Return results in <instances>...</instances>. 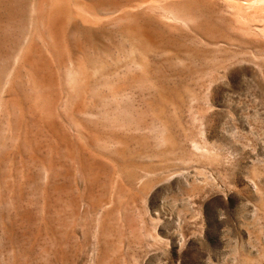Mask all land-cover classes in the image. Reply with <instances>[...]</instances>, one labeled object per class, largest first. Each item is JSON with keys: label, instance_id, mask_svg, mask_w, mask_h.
I'll use <instances>...</instances> for the list:
<instances>
[{"label": "rangeland", "instance_id": "374dc122", "mask_svg": "<svg viewBox=\"0 0 264 264\" xmlns=\"http://www.w3.org/2000/svg\"><path fill=\"white\" fill-rule=\"evenodd\" d=\"M109 1L0 0V264H264V0Z\"/></svg>", "mask_w": 264, "mask_h": 264}, {"label": "bare ground", "instance_id": "6f19581e", "mask_svg": "<svg viewBox=\"0 0 264 264\" xmlns=\"http://www.w3.org/2000/svg\"><path fill=\"white\" fill-rule=\"evenodd\" d=\"M39 1V0H38ZM109 1V0H108ZM112 3H113V1L112 0H110ZM109 1V2H110ZM249 1V0H248ZM247 1V2H248ZM253 1L254 0H252V3H253ZM260 1V0H259ZM41 3H42V1H40ZM84 2V1H83ZM88 2V1H87ZM102 2V1H101ZM104 2V1H103ZM125 2H126V0H125ZM124 2V3H125ZM246 2V3H247ZM255 2H257V0H255ZM254 2V3H255ZM264 2V1H263ZM41 3H40V5H41ZM45 3V2H44ZM52 3V1L50 2V4ZM89 3H91L92 4V1L91 2H89ZM114 3H116V2H114ZM113 3V4H114ZM123 3V2H122ZM35 4H37V1H36V3ZM35 4H33L32 5V8H33V6L35 5ZM39 4V3H38ZM37 4V5H38ZM46 4V3H45ZM48 4V3H47ZM91 4H89V5H91ZM34 6V8H33V11H34V16H33V20H32V22L34 21V22H37V21H39V22H41V20L42 19H44L43 18V15H45V14H42L41 13V9L39 10V7L38 6ZM54 5V4H53ZM94 5H95V3H94ZM108 5V4H107ZM42 6H43V4H42ZM42 6H40L42 9H44ZM56 6V5H55ZM96 6V5H95ZM98 6V5H97ZM59 7V6H58ZM118 7V6H117ZM51 8V7H50ZM94 9L96 8V7H93ZM58 9V8H57ZM81 9V8H80ZM94 9L92 10V8L90 9V10H92V12L94 11ZM97 9V8H96ZM47 10V9H46ZM49 10V9H48ZM106 10H108L107 8H106ZM105 10V11H106ZM95 11H97V12H99V7H98V10H95ZM51 12H53L54 13V11L53 10H51ZM50 12V13H51ZM109 12H111V11H109ZM176 17H178L179 19H181L182 21H184V22H189V21H192V17L194 16H192V14L190 13V12H188V11H186V10H184V9H176ZM44 13H46V12H44ZM60 13H62V12H60ZM90 13V12H89ZM114 13V12H113ZM130 13H132V12H130ZM95 14V13H94ZM94 14H93V16H94ZM96 14H98V13H96ZM95 14V16H97ZM104 14V13H103ZM112 14V13H111ZM134 14V13H133ZM52 15V14H51ZM57 15V14H56ZM91 15H92V13H91ZM46 16V15H45ZM44 16V17H45ZM125 16V15H124ZM132 16V15H131ZM135 16V15H134ZM54 17V16H53ZM56 17V16H55ZM54 17V18H55ZM58 17V16H57ZM62 17V16H61ZM117 17H119V18H121L120 16H117ZM127 16H125V18H126ZM59 18V17H58ZM57 18V19H58ZM128 18V17H127ZM134 18V17H133ZM56 19V18H55ZM54 19V20H55ZM60 19V18H59ZM116 19V18H115ZM194 19V18H193ZM46 20H47V18H46ZM54 20H52V21H54ZM96 20V19H95ZM119 19H117V21H118ZM122 20V19H121ZM99 21V20H98ZM111 21V20H110ZM115 21V20H114ZM31 23V22H30ZM108 24V23H107ZM32 25V24H31ZM59 25V24H58ZM38 26V25H37ZM44 27V26H43ZM44 29V28H43ZM48 30V29H47ZM49 31V30H48ZM33 32V31H32ZM43 32V31H42ZM39 35V34H38ZM95 36V35H94ZM31 36H30V34H28V35H26V37L24 38V40H23V42H22V44H21V46L19 47V49L16 51V54H15V61H18L19 62V64H20V62H23L26 58H25V55L27 54V52H29L28 50V48H29V45H30V43H31ZM30 41V42H29ZM152 43V42H151ZM31 46V45H30ZM131 51V50H130ZM140 54V53H139ZM31 55V51H30V54H29V56ZM140 56V55H139ZM27 58H29V57H27ZM130 61V60H129ZM135 61V60H134ZM91 62V61H90ZM25 63H27V62H25ZM28 64V63H27ZM134 64H136L138 67H142V64H141V62H135ZM96 64H94V66H95ZM100 68H102V66H99ZM12 68V67H11ZM70 71V70H69ZM13 72V71H12ZM12 72H9L8 74H7V76H6V78H5V83H7V84H9V82H15L16 81V76H15V74H13ZM71 75H72V73H70ZM69 74V75H70ZM17 75V77H18V75H19V73L18 74H16ZM68 75V76H69ZM150 77H152V76H150ZM18 78H20V77H18ZM17 78V79H18ZM153 78V77H152ZM76 79V78H75ZM86 78L84 77V80H85ZM70 80V79H69ZM69 80H68V82H69ZM150 80V79H149ZM75 81H77V80H75ZM123 145V144H122ZM130 179V178H129ZM132 180V179H131Z\"/></svg>", "mask_w": 264, "mask_h": 264}]
</instances>
